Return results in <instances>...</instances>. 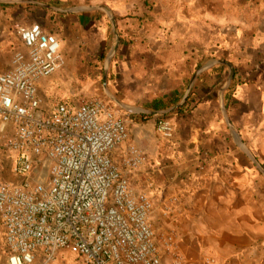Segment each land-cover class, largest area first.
Listing matches in <instances>:
<instances>
[{"label": "crops", "instance_id": "crops-1", "mask_svg": "<svg viewBox=\"0 0 264 264\" xmlns=\"http://www.w3.org/2000/svg\"><path fill=\"white\" fill-rule=\"evenodd\" d=\"M100 6L105 10L91 8ZM100 13L108 18L114 34L110 16L116 18L119 45L123 40L127 47V39L141 43L132 33L120 30L123 26L116 11L108 5L64 8L61 0H0V72L9 71L15 53L26 50L20 36L22 28L40 24L60 38L64 22L84 28L95 24V14ZM170 19L164 22H175ZM143 21L138 17L136 22L142 27L148 25ZM188 27L184 26L182 37L171 40L169 54L160 49L151 52L146 45L141 54L125 55L113 83L109 63L108 91L114 87L112 92L123 105L120 108L135 118L131 130L122 118L129 139L112 151L111 158L134 187L145 190L148 180L156 184L152 210L156 221L151 224L155 232H181L179 249L186 264H264V175L249 155L264 168V58L255 48L246 59L223 55L218 44L206 50L192 48ZM87 37L88 33L82 38ZM130 44V51L138 49ZM222 62L234 67L229 86L230 70ZM47 81L39 84L45 107L41 89ZM156 101L169 106L155 109ZM179 104L165 115L149 113ZM164 117L175 123L171 138L157 130L158 121ZM14 133L13 124L0 121V186L15 178L17 154L6 146ZM132 145H139L148 156L147 164L136 170L122 164ZM40 258L44 257L40 255L37 260ZM0 264H9L1 221Z\"/></svg>", "mask_w": 264, "mask_h": 264}, {"label": "built area", "instance_id": "built-area-1", "mask_svg": "<svg viewBox=\"0 0 264 264\" xmlns=\"http://www.w3.org/2000/svg\"><path fill=\"white\" fill-rule=\"evenodd\" d=\"M20 36L26 50L0 72V121L15 126L6 142L17 154L13 172L37 177L0 186L8 263L36 264L40 255L67 251L87 264H183L176 235L160 239L151 224L150 196L136 192L112 161V151L129 138L126 122L100 98L46 108L39 84L65 64L61 41L40 24L22 28ZM174 129L166 117L157 123L165 138ZM43 153L52 162L46 184L39 172ZM147 162L136 145L123 158L128 170Z\"/></svg>", "mask_w": 264, "mask_h": 264}, {"label": "rangeland", "instance_id": "rangeland-1", "mask_svg": "<svg viewBox=\"0 0 264 264\" xmlns=\"http://www.w3.org/2000/svg\"><path fill=\"white\" fill-rule=\"evenodd\" d=\"M61 2L64 8L73 7L76 4H104L114 8V12L116 11L115 14L120 20L119 24L123 26L120 30L132 33L141 43L137 44L134 39H127L128 46L126 47L122 40L117 51L114 52L116 35L111 32L109 20L102 13L95 14L97 17L95 24H88L84 28H81L82 25L78 23V25L76 23L71 25L69 21L64 22L60 38L63 43L61 53L64 56L65 64L56 74L47 79L48 81L41 89L48 109L59 102L77 107L83 100L104 99L112 104L119 117L128 122L131 130L135 118L120 108L118 103L110 102L105 94L103 74L106 60L111 59L110 68L113 72L111 78L113 83L116 79L114 76L117 77L118 63L121 61L124 64L125 55L132 54L134 56L138 52L141 54L146 45L151 52L154 49H160L166 50L164 53L169 54L172 52L168 49L172 45L171 40L182 37L186 24L189 25L186 33H189L192 48L201 47L206 50V48L218 44L221 49L223 48V51H220L223 55L233 54L235 58L239 56L243 59H246V55L252 52V48H255L259 57L264 58V0H61ZM150 7L155 9L154 13L150 14ZM138 17H142L143 22L148 25L140 26L136 22ZM167 17L175 22H164ZM132 22L133 24L129 26V23ZM76 26L82 30L77 29ZM87 33L88 37L83 39L82 37ZM129 41L134 43L133 46L138 49L130 51L129 47H132V44ZM153 61L155 60L153 59ZM110 91L112 96L118 98V94L112 92L115 91L114 87ZM5 157L6 155H4ZM40 161L42 164L39 172L44 176L46 184L50 180L52 162L45 153L40 156ZM14 174L15 178L8 182L12 185H22L30 181L31 177H37L36 174ZM152 184L149 183V180L145 182V190H140L137 186L133 187L136 192H146L154 205L156 184L154 182ZM150 221L153 223L156 221L153 211ZM167 233L169 232H156L160 239ZM171 233L176 235L178 253L183 264H186L179 249L182 234L181 232ZM36 264L87 263L76 254L61 251L52 259H38Z\"/></svg>", "mask_w": 264, "mask_h": 264}, {"label": "water", "instance_id": "water-1", "mask_svg": "<svg viewBox=\"0 0 264 264\" xmlns=\"http://www.w3.org/2000/svg\"><path fill=\"white\" fill-rule=\"evenodd\" d=\"M92 9L94 8H99L101 10H105L103 7H91ZM110 19H111V23H112V26H113V29L115 31V34H116V38H117V43H116V47L114 49V52H116L117 50V47L119 45V42H120V38H119V34L117 33V22H116V18L111 15L110 16ZM109 63H110V58H108L105 62V67H104V74H103V86H104V90H105V94L113 101H115L116 103H118L119 105H122V103L117 99L115 98L114 96H112L109 91H108V86H107V83H108V72H109ZM223 64L227 65L229 67V70H230V75H229V78H228V82H227V86H229V84L232 82V79L234 77V74H235V71H234V67L232 64L230 63H227V62H222ZM199 73V72H198ZM180 106L177 105L173 108H171L170 110H166V111H163V112H160V111H149V113H153V114H160V115H165L166 113H169V112H172V111H175L178 107ZM250 155V158L252 159V161L255 163V165L257 166V168L263 173L264 175V168L262 167V165L258 162V160L251 154L249 153Z\"/></svg>", "mask_w": 264, "mask_h": 264}, {"label": "trees", "instance_id": "trees-1", "mask_svg": "<svg viewBox=\"0 0 264 264\" xmlns=\"http://www.w3.org/2000/svg\"><path fill=\"white\" fill-rule=\"evenodd\" d=\"M149 11H150V14H151V13H154L155 12V9L153 7H150L149 8ZM149 16H151V15H149ZM203 61H204V59L201 60L199 63L202 64ZM168 106H169V104H166L163 101H156V102H154V108L155 109H164V108H166Z\"/></svg>", "mask_w": 264, "mask_h": 264}]
</instances>
